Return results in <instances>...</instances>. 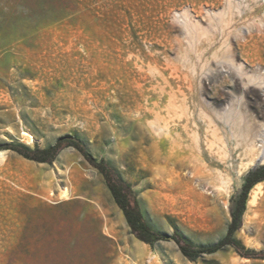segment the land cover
<instances>
[{
  "label": "rangeland",
  "instance_id": "1",
  "mask_svg": "<svg viewBox=\"0 0 264 264\" xmlns=\"http://www.w3.org/2000/svg\"><path fill=\"white\" fill-rule=\"evenodd\" d=\"M199 2L231 8L241 29H248L251 13L239 17L237 8H253L252 13L264 15V0H0V147L47 148L63 136L75 137L96 161L104 160L131 187L146 222L166 236L153 247L137 239L102 174L73 147L61 150L52 164L0 149L8 151L0 161V264H264V259L241 257L232 247L191 261L170 238L176 234L195 248L221 240L247 174L263 166L264 160L240 177L238 170L224 172L225 191L218 180L215 187L203 185L197 204L190 203L187 190H175L172 203L158 202L152 170H140L138 156L118 158L108 148L110 140L98 144L67 119L56 122L52 107L36 105L32 95L35 91L52 96L58 46L66 44L71 33L87 30L93 40L107 42L127 21V28L140 40L155 8H193ZM256 22L264 25V18ZM231 54L234 62H244L250 69L243 81V86H250L243 90L239 80L231 77V84L223 80L210 87L209 94L218 97L222 88L231 91L235 111L248 112L264 127L258 109L250 103L246 106L247 100L255 103L259 97L256 66L264 65V34L253 42L245 34H235ZM23 133L33 142L28 144ZM258 184L263 185L260 200L264 181ZM251 190L233 239L245 250L264 251L261 216L252 215L244 226ZM110 208L124 220L125 234L116 228ZM126 238L142 242L145 250H132Z\"/></svg>",
  "mask_w": 264,
  "mask_h": 264
},
{
  "label": "bare ground",
  "instance_id": "2",
  "mask_svg": "<svg viewBox=\"0 0 264 264\" xmlns=\"http://www.w3.org/2000/svg\"><path fill=\"white\" fill-rule=\"evenodd\" d=\"M252 9L235 11L239 17L250 11L248 29L237 26L231 8L199 2L193 8H155L140 40L127 21L107 42L93 40L87 30L73 32L58 46L52 96L34 91L33 98L36 105L52 107L56 122L67 119L98 144L110 140L108 148L118 158L138 156L140 170H152L158 202L172 203L175 190H187L190 203L197 204L203 185L215 187L218 180L224 190V172L238 170L240 177L264 160L263 125L248 112L235 111L231 91L209 94L223 80L231 84V77L243 90L250 86H243L250 69L234 62L231 46L235 34L251 42L264 34V25L256 22L264 15ZM256 72L259 97L246 106L252 104L264 117V65L258 64ZM23 136L33 142L29 134ZM7 154L0 151V161ZM261 193L260 184L251 190L245 227L256 213L264 221ZM108 212L125 234L121 215ZM125 243L145 250L138 240L126 238Z\"/></svg>",
  "mask_w": 264,
  "mask_h": 264
},
{
  "label": "trees",
  "instance_id": "3",
  "mask_svg": "<svg viewBox=\"0 0 264 264\" xmlns=\"http://www.w3.org/2000/svg\"><path fill=\"white\" fill-rule=\"evenodd\" d=\"M66 147H73L83 158L94 168L99 170L105 179L106 185L120 209L123 210L127 224L132 233L140 241L150 245L151 247L160 240H164L166 236L153 230L146 222L142 215L138 200L134 196L131 187L124 182L104 160L96 161L85 149L84 145L75 137L63 136L59 138L52 146L40 148L35 146L29 149L25 146L17 144H5L0 149L11 150L19 156L37 163L52 164L58 154ZM264 181V165L251 170L242 186L238 196L235 198L231 210V222L228 225L226 235L213 244L212 246L195 248L189 242L180 236L173 234L170 238L176 243L181 254L191 261H195L203 254H210L222 250L226 247H232L238 255L244 258L264 259V251L245 250L239 246L233 239V235L239 228L241 216L245 209V203L249 191L258 182Z\"/></svg>",
  "mask_w": 264,
  "mask_h": 264
},
{
  "label": "flooded vegetation",
  "instance_id": "4",
  "mask_svg": "<svg viewBox=\"0 0 264 264\" xmlns=\"http://www.w3.org/2000/svg\"><path fill=\"white\" fill-rule=\"evenodd\" d=\"M111 192V191H110ZM122 210V209H121ZM122 212H123V210H122ZM123 214H124V212H123Z\"/></svg>",
  "mask_w": 264,
  "mask_h": 264
}]
</instances>
